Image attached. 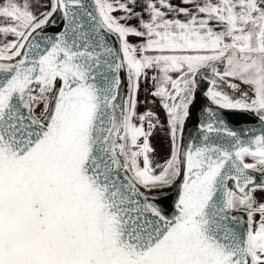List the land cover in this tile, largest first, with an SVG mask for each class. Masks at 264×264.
Listing matches in <instances>:
<instances>
[{
  "label": "snow or ice",
  "instance_id": "6c2138e0",
  "mask_svg": "<svg viewBox=\"0 0 264 264\" xmlns=\"http://www.w3.org/2000/svg\"><path fill=\"white\" fill-rule=\"evenodd\" d=\"M0 264H264V0H0Z\"/></svg>",
  "mask_w": 264,
  "mask_h": 264
},
{
  "label": "water",
  "instance_id": "95a60500",
  "mask_svg": "<svg viewBox=\"0 0 264 264\" xmlns=\"http://www.w3.org/2000/svg\"><path fill=\"white\" fill-rule=\"evenodd\" d=\"M209 106V102L205 96L202 94L197 95V100L194 106V114L190 118L189 122L186 124L185 128V140L190 138H195L198 135V124L204 119L203 108ZM223 118L232 126L233 128H250L259 127V123L251 115L244 114L236 110H225L222 112ZM175 198V190H170L169 199L164 203L166 206H171L172 200Z\"/></svg>",
  "mask_w": 264,
  "mask_h": 264
},
{
  "label": "rangeland",
  "instance_id": "374dc122",
  "mask_svg": "<svg viewBox=\"0 0 264 264\" xmlns=\"http://www.w3.org/2000/svg\"><path fill=\"white\" fill-rule=\"evenodd\" d=\"M142 96H143V93H142ZM165 138H166V136L157 135L153 140V143H154L155 147L157 148V151L159 153V157L161 159L165 158L167 155V152H168L167 140L164 142Z\"/></svg>",
  "mask_w": 264,
  "mask_h": 264
},
{
  "label": "crops",
  "instance_id": "0c3cea01",
  "mask_svg": "<svg viewBox=\"0 0 264 264\" xmlns=\"http://www.w3.org/2000/svg\"><path fill=\"white\" fill-rule=\"evenodd\" d=\"M142 98H143V96H142ZM141 110H143V109H141ZM157 112H159V114H160V116H161V119H163L164 118V112H163V110L159 107V104L157 103V105H156V109H155ZM157 135H163V134H157ZM163 136H165V135H163ZM167 140V137L164 139V142ZM167 145H168V141H167ZM168 153V152H167ZM167 156V155H166Z\"/></svg>",
  "mask_w": 264,
  "mask_h": 264
}]
</instances>
